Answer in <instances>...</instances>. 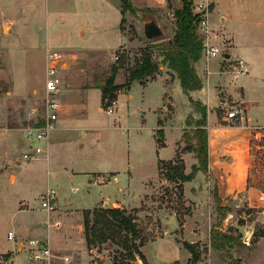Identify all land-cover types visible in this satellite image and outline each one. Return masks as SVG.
Instances as JSON below:
<instances>
[{
	"label": "rangeland",
	"instance_id": "obj_1",
	"mask_svg": "<svg viewBox=\"0 0 264 264\" xmlns=\"http://www.w3.org/2000/svg\"><path fill=\"white\" fill-rule=\"evenodd\" d=\"M246 1L247 3L242 6L255 16L261 14L264 18V0H249V3L248 0ZM58 2L0 0V264H30L29 254L20 244L32 238L49 240L55 253L60 258H69L71 264H106V262L166 264L172 259L185 258L187 252L184 250V244H191L190 239H194L195 243L192 245L200 257L196 264H264L262 209H254L240 203L239 198L217 204L216 183L210 173L204 172H199L192 182L183 184V196L180 197L179 183L167 181L159 169L160 162H175L180 159L185 165V173L189 174L192 166L197 164L195 153L188 151L190 144L185 134L191 138L193 131L196 130V123L201 119L200 112L204 106L202 97L208 94L206 78H211L210 73L207 72L206 61L202 60L197 73L204 78L206 86L203 91L196 94L197 98L202 99L200 101L185 94L180 83L176 81V75L161 64L162 45L174 36L176 30L174 11L180 8L181 0H163V2L158 0L160 5L143 9L136 7L146 5L149 0H131L136 11L133 14H125L121 23L123 35L132 42L127 48L118 49L123 40L116 39L114 33L106 34L99 30L98 17V21H87L92 26L86 37L56 36V33L62 32L54 21L53 31H50L52 43L49 45V50L45 51L48 14L61 7V3ZM198 4L199 2L193 0V9ZM77 8L80 11L81 7ZM86 8L91 9V6L87 5ZM110 17H115V11H111ZM119 18H121L120 14ZM152 20L162 29L163 37L149 41L144 35V25ZM198 31L204 40L206 36L200 31L199 26ZM67 44L78 48L109 51L88 54L91 59L90 67L80 76L81 79L86 80L87 87L93 85V78L102 81L110 76L112 66L117 62L116 56L126 57V67L119 71L118 79L116 78L122 84L126 82L128 70L141 58L143 52L150 53L154 61L160 64L157 74L148 82L153 84L148 89L133 87L130 91L132 100L128 99L129 93L123 94L118 104V113L115 110L112 116L98 112L100 98L93 93L88 99L89 110L92 117L98 121L96 128H101V131H97L99 133L97 136L90 133L87 140L82 138L81 143L78 142L69 148L66 155L79 160L78 165L75 166L77 169L107 167L110 163L116 167L130 168L133 174L131 188L135 195L134 201L136 203H140L141 199L142 201L138 208L117 209L136 215V223L145 246L144 253L151 263L148 260H141L140 257H136L135 261L117 263L115 258L121 250L111 243L100 246L99 250L93 249V252L100 254V257L94 258L84 236V212L94 209L84 210L77 207V198L83 195L82 191L79 193V189L83 190L81 184L75 182L68 186L65 181L60 187L49 189L48 191L57 190L59 193L55 210L48 211L41 206V201L48 191L42 195L40 191L49 187L50 182L42 181L43 177L46 178L44 174L40 175V179L37 178L31 169V162L34 160H25L24 155L35 156L31 149L41 148L42 145L29 143L25 140L24 133L26 129L38 125L43 120L44 91L43 87H36V84L40 81L44 83L46 79L47 57L51 53H57L62 56L65 63L63 50ZM37 46L39 49L36 48ZM33 48L37 50L32 51ZM208 68L213 71L210 66ZM234 68L235 64L232 66L228 64L223 67V71L235 72ZM63 70L61 74L64 80L67 76ZM224 94L219 93L220 98L225 99ZM115 103H110L108 108L103 109L114 110ZM225 103L223 108L220 106L216 110L219 119L226 117L235 109L240 110L236 102ZM256 109L255 113L259 115L261 121H264V101ZM119 116L121 119H118ZM159 120L163 127L169 126L172 129L165 132L162 128L167 139L165 147L159 146L157 142ZM209 126L212 128L214 169L225 174L227 186L231 185L232 178L241 181L246 173L244 165L240 166L242 160H245V151L238 142L245 141L244 132L223 130L214 124ZM123 129H126V134ZM163 141L165 144V140ZM73 148L76 151H72ZM40 157L44 158V152ZM222 157L228 158L223 161ZM71 187L78 188V191L72 193ZM184 187L188 194L197 195L194 197L195 201L184 197ZM146 193L147 195L144 196ZM59 201L60 205L64 202L65 205L73 206L74 213L63 217L64 211L62 212L58 207ZM98 205L97 208H115L114 205L108 207V204L102 206V202ZM56 211L60 212L59 216L62 218H58ZM174 214L179 229L172 233L173 240L165 238L159 241L165 237V231L169 230L167 227L170 222L167 221ZM56 222L61 223L57 228L53 226ZM215 228H220L224 233L234 236L240 244L232 248L226 247L224 250L213 249L210 233ZM9 232H14L15 241L8 240ZM190 232L192 236L187 237ZM171 240L181 243L184 249L176 247ZM139 243L140 240H137V244ZM61 260L63 259H59L57 264H64ZM192 263L191 259L185 262V264ZM170 264L181 263L175 261Z\"/></svg>",
	"mask_w": 264,
	"mask_h": 264
},
{
	"label": "crops",
	"instance_id": "obj_2",
	"mask_svg": "<svg viewBox=\"0 0 264 264\" xmlns=\"http://www.w3.org/2000/svg\"><path fill=\"white\" fill-rule=\"evenodd\" d=\"M55 1H59L58 3H61V7L56 9V11L53 10L49 12L48 14L45 29V31L48 32L45 43V51L49 50V45L52 43L50 31H53L54 21L57 22V25L62 32V35L56 33V36L73 37L75 35V37H86L90 27L92 26L91 23H87V21H98V17L100 18L99 30L101 32L106 34L114 33L116 39L123 40L118 49L122 47L127 48L129 45H132V42H130L121 31V23L125 16L122 14L120 0ZM157 1L158 0H149L146 5L136 8H152L160 5ZM194 1L201 2L202 0ZM205 1L209 4L210 8L208 14L207 40L210 45L224 50L225 54L224 58H215L208 61L203 57L196 64V70L198 71L200 62L202 60L206 61L207 72L210 73L211 76L209 79L206 78L208 83V94L206 97H202L203 100L196 97V94L203 91L206 86V82L201 75L199 76L202 78V82L204 83L203 89L190 93L191 97H196L200 101L202 100L203 105L208 109L207 129L210 141L209 173L216 183L217 194L222 200V203H227L231 200L235 201L239 198L240 203L246 204L254 209H262V213L264 214V121H261L259 115L255 113L257 110L256 108H258L264 101V18L261 14L255 16L252 12L250 13L246 7L242 6L247 3L246 0ZM87 5L91 6V9H87ZM78 6L81 7L80 11L77 8ZM111 11H115V17H110ZM119 14L121 18H119ZM65 47L66 48L63 50L65 56V70L63 71L67 77L63 80V82L65 81V85L62 86L59 97L61 108L57 129L51 134L47 141L41 143V147L44 150V158L31 162V169L37 178L40 179V175L44 174L46 175V178L43 177L42 181L46 180L50 182V185L49 183L47 184L49 187L45 190H41L40 194H44L45 191L47 192L51 188L60 187V185L65 181L68 186L76 182L81 184L83 187V190L79 189V193L82 191L83 195L77 198L78 208L92 210L97 208L100 202H102V206H106L108 204V207H110V205H114L115 208L120 209L129 210L138 208L140 207L142 199L140 200V203H136L134 201L135 195L133 189L131 188L133 174L128 166L116 167L113 163H110L107 167L77 169L75 166L78 165L79 160L77 161V159L69 158L66 155L69 148H72L78 144V142L81 143L80 140H82V138L83 140H87L90 133L97 136V134H99V130L101 131V128H96L98 121L92 117L89 110L88 99L91 95H93V93H96L100 98L98 112L100 114L106 113L107 115L112 116L115 114V110L118 113V104L123 94L129 93V95H127L128 99L132 100L133 96H130V91L133 87L140 86L148 89L153 83L141 85L136 82L133 83L129 91L119 92L118 99L115 103L116 108H114L112 114H108L102 107V92L99 89L94 88L95 78H93V85L87 87L85 84L86 80L84 78L81 79L80 76H82L83 73L90 67L91 59L88 55L89 53H107L109 51L93 50L85 47L78 48L73 47L71 44H67ZM34 48L32 51L39 49L38 46L36 47L37 49ZM44 52H42V54ZM239 60L245 62L246 69L249 72L248 76H243L235 72L223 71L224 66H228V64L232 66ZM209 66L213 71L209 70ZM217 75L219 77L214 78V76ZM230 76H233V78ZM117 79L116 84L121 85L122 83H119ZM176 81L179 82L178 79ZM44 83L43 81H40L36 84V87H43L44 91ZM161 90L160 95L162 96L163 93ZM219 93H225V99L220 98ZM230 101L238 104V107L242 112V120L229 119L228 115L219 119V113L216 110L220 108V106L223 108L226 105L225 102ZM118 119H121V116H119ZM209 124H214L223 130L244 132L243 135L245 141L238 142L245 151V160H242L240 166L244 165L246 173L240 179L241 181H237L232 178L231 185L227 186L225 174H222L214 169L212 154V128H210ZM162 128L165 132L172 130L169 126H164ZM123 132L126 134V129H123ZM166 143L167 139L165 138V145H167ZM73 149L74 150L72 151H76L75 148ZM226 158L228 157H222L221 160L224 161ZM234 165L235 163H233V166ZM55 181L56 183L53 184ZM101 182H104V184H100ZM146 195L147 193L144 196ZM196 196L197 195L188 194L186 189L184 190V197L187 200L191 199L195 201L194 197ZM60 201L58 203V207L62 212L64 211L63 217L72 215V213H74V207L69 204L65 205L64 202H61L60 205ZM56 213L59 216L60 212L56 211ZM58 218H62V216H59ZM167 222H170L169 227H167L169 230L165 231V237L159 241H162L165 238L172 239V233H175L174 231L179 229V223L175 214L174 216H171L170 220ZM186 233L187 231H185V234ZM191 233L192 232H190L187 237L192 236ZM193 241L194 239H190L189 243H195ZM172 242L176 245V247L184 249L182 248L181 243L175 241ZM144 248L145 246L142 248L143 253ZM184 250L187 252L185 258L182 260L172 259L166 264H170L175 261L181 264L188 262V260L191 259V254L188 250ZM143 255L146 260L151 263L145 253Z\"/></svg>",
	"mask_w": 264,
	"mask_h": 264
},
{
	"label": "trees",
	"instance_id": "obj_3",
	"mask_svg": "<svg viewBox=\"0 0 264 264\" xmlns=\"http://www.w3.org/2000/svg\"><path fill=\"white\" fill-rule=\"evenodd\" d=\"M120 2L123 15L133 14L136 11L131 0H120ZM174 19L176 30L173 38L162 45L161 64L176 75L184 93L190 95L192 92L203 89L202 79L196 70V64L203 57V39L198 31L200 15L194 13L193 0H181L180 8L174 11ZM125 59L126 57H119L113 64L107 79L94 81V88L102 92L103 108H108L110 103L116 102L119 92L129 91L133 83L146 85L151 78L155 77L160 67L150 53L143 52L141 58L128 70L126 82L117 85L115 84L117 75L126 67ZM200 113L202 116L196 123L193 136L190 138L188 134H185L190 144L188 151L194 152L197 159V164L192 166L191 173H185V165L180 159L175 162H160L159 169L162 176L169 182L179 183L180 197L183 196V184L192 182L199 172L209 173L210 150L206 106H203ZM158 123L160 129L156 132L157 142L159 146L165 147L163 124L160 120ZM215 197L216 203L221 204L222 200L218 197L217 188H215ZM136 221L135 214L117 208H96L86 211L84 212L85 242L91 250L97 248L99 250L100 246L107 243L117 246L121 250L115 258L117 263L135 261L136 257L146 261L140 250L144 242ZM137 240H140L139 244ZM210 243L215 250H224L226 247L232 248L240 244L237 238L224 233L220 228L211 231ZM184 247L191 254V261L196 264L200 257L194 245L185 243ZM97 254L100 255L99 252Z\"/></svg>",
	"mask_w": 264,
	"mask_h": 264
},
{
	"label": "built area",
	"instance_id": "obj_4",
	"mask_svg": "<svg viewBox=\"0 0 264 264\" xmlns=\"http://www.w3.org/2000/svg\"><path fill=\"white\" fill-rule=\"evenodd\" d=\"M194 13L200 15L199 29L200 31L207 36L208 35V14H209V4L203 1L199 2L198 5L194 7ZM203 57L207 60L215 59L218 57L224 58V52L209 44L207 37L203 40L202 45ZM119 57L116 56L115 60H118ZM64 68V61L62 56L57 53H51L47 57V72L46 80L44 83V103L45 110L44 116L41 123L34 127H30L25 130L24 138L29 143H44L47 141L51 134L57 129V124L59 120V112L61 108L60 103V92L61 88L64 85L62 78V70ZM236 73H239L243 76H248L249 72L246 69V64L242 60L235 62ZM108 114L113 113V109H108L106 111ZM241 115V116H240ZM229 119L242 120V112L238 109L233 110L228 113ZM31 152H34V155L25 154V160H39L44 150L41 147L36 149H31ZM78 191V188H71V192L75 193ZM59 193L57 190L48 191V194L43 197L41 201V206L43 209L48 211H54L56 207V201ZM60 223L56 222L53 226L56 228L59 227ZM16 236L14 232L8 233V240L15 241ZM22 248H25L26 252L29 254L30 264H57L59 259H63L64 264H71L69 258H60L52 248V245L47 239L32 238L27 240L25 243L20 244ZM92 251V250H91ZM94 251V250H93ZM92 251V255L95 257H100L96 252Z\"/></svg>",
	"mask_w": 264,
	"mask_h": 264
},
{
	"label": "water",
	"instance_id": "obj_5",
	"mask_svg": "<svg viewBox=\"0 0 264 264\" xmlns=\"http://www.w3.org/2000/svg\"><path fill=\"white\" fill-rule=\"evenodd\" d=\"M144 35L145 38L149 41L159 39L163 37V31L159 27L156 21L152 20L149 23H146L144 25ZM228 57V56H226ZM106 264H109V262H106Z\"/></svg>",
	"mask_w": 264,
	"mask_h": 264
}]
</instances>
